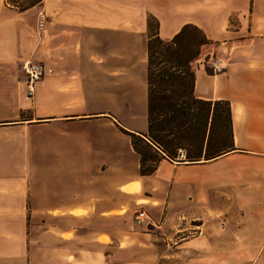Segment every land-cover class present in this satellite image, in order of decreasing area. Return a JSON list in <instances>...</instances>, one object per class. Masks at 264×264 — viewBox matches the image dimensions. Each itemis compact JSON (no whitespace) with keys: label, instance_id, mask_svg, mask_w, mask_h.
<instances>
[{"label":"rangeland","instance_id":"obj_1","mask_svg":"<svg viewBox=\"0 0 264 264\" xmlns=\"http://www.w3.org/2000/svg\"><path fill=\"white\" fill-rule=\"evenodd\" d=\"M31 1L13 3L27 6ZM254 1L42 0L19 11L0 0V264H29L25 237L29 216L23 191L33 161L42 164L44 156L56 153L59 145L69 142V133H75L79 126H88L55 118L104 117L134 131L141 115L138 91L134 94L135 108L123 109L121 102L127 104L131 97L120 93L123 81L117 78L124 75L125 83L130 84L132 78L138 81L142 73L146 77V41L150 33L147 26L152 32L155 21L159 26L155 11L173 15L177 27L188 21L175 33L185 24L201 30L208 43L200 46L191 68L194 72L199 61L212 73H220L225 69L217 49L223 25L226 21L232 32L229 40L244 38L251 24ZM256 1L264 6V0ZM228 7L233 12L226 19ZM196 23L206 28L203 30ZM236 23H241L240 28ZM164 31L170 32L168 28ZM211 56L222 61L220 72L210 66L209 58L214 59ZM26 60L42 66L32 94L27 92L21 69ZM118 143V149L131 162L127 141ZM241 180V175L233 174L228 182ZM232 183L227 185L225 194L214 191L215 197L222 196L227 201L212 206L208 205L211 190L196 186L190 213L183 219L176 217L163 223L161 228L142 224L152 230L151 244L142 245L136 236L126 239L120 243L123 251L110 247V264H264L263 249L249 252L261 249L260 238L253 237L257 234L253 230L264 226L262 215L248 216L243 212V207L233 201ZM137 187V182L126 186L128 190ZM138 210L145 208L135 207L125 225L138 228L134 222ZM147 216L149 221L151 216ZM119 224L114 223L116 227Z\"/></svg>","mask_w":264,"mask_h":264},{"label":"crops","instance_id":"obj_2","mask_svg":"<svg viewBox=\"0 0 264 264\" xmlns=\"http://www.w3.org/2000/svg\"><path fill=\"white\" fill-rule=\"evenodd\" d=\"M226 5L230 6V1ZM252 5L251 24L244 38L229 40L232 32L226 21L223 25L217 49L225 69L212 73L199 61L194 66V95L203 100L229 101L236 149L195 164L161 159L154 173L140 176L139 157L130 140L124 138L127 136L117 128L116 124L122 126L118 121L104 117L55 118L88 126H79L75 133H69L65 146L59 145L56 153L44 156L42 164L35 159L33 168L27 171L28 184L23 193L29 216L25 231L29 264L31 260L33 264H110V247L123 251L124 245L120 243L126 239L136 236L142 245L151 244L152 230L145 225L138 228L125 225L135 207L145 208L152 217L145 224L161 228L163 223L176 217L183 219L191 212L196 186L211 190L208 205L223 204L226 199L215 197L214 191L227 193V185L232 183L228 179L233 174L241 175L242 179L232 183L233 201L248 216L262 215L264 221V6H259L256 0ZM232 12L228 7L226 19ZM155 16L164 40L188 22L177 27L173 15L155 11ZM236 24L240 28L241 23ZM166 28L169 33L164 31ZM117 79L123 81L120 93L131 97L129 103L121 102L123 109L135 108L134 94L138 91L141 115L132 130L144 132L145 73L138 81L132 78L130 84L125 83L124 75ZM95 126L98 128H92ZM119 141H127L131 162L118 149ZM133 182L138 183L137 189L128 190L126 186ZM23 193L19 191L21 197ZM116 221L123 225L116 227ZM263 227L254 229L257 234L252 235L260 238L261 249L249 252L264 250Z\"/></svg>","mask_w":264,"mask_h":264},{"label":"trees","instance_id":"obj_3","mask_svg":"<svg viewBox=\"0 0 264 264\" xmlns=\"http://www.w3.org/2000/svg\"><path fill=\"white\" fill-rule=\"evenodd\" d=\"M13 0L6 3L23 11ZM158 23L146 41V131L134 132L116 124L129 137L139 157L138 174L154 173L161 159L195 164L235 150L230 103L225 99L203 100L194 95L191 62L200 46L207 44L204 33L192 24L183 25L170 40L158 35Z\"/></svg>","mask_w":264,"mask_h":264},{"label":"built area","instance_id":"obj_4","mask_svg":"<svg viewBox=\"0 0 264 264\" xmlns=\"http://www.w3.org/2000/svg\"><path fill=\"white\" fill-rule=\"evenodd\" d=\"M213 57V56H211ZM214 59L210 60L209 58V64L212 67L213 71H217L220 72L221 69L223 68V64L222 61L217 58V57H213ZM41 64L38 62H33L30 60H26L22 63L21 69L26 77V88H27V92L29 94H32L33 92V84H35L38 80L39 77L41 76ZM147 214L144 210H138L134 213V222L137 225H142L147 221Z\"/></svg>","mask_w":264,"mask_h":264}]
</instances>
